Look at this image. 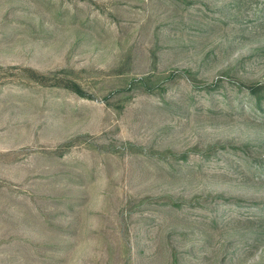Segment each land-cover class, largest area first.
I'll return each instance as SVG.
<instances>
[{
  "label": "rangeland",
  "instance_id": "374dc122",
  "mask_svg": "<svg viewBox=\"0 0 264 264\" xmlns=\"http://www.w3.org/2000/svg\"><path fill=\"white\" fill-rule=\"evenodd\" d=\"M0 264H264V0H0Z\"/></svg>",
  "mask_w": 264,
  "mask_h": 264
},
{
  "label": "trees",
  "instance_id": "16d2710c",
  "mask_svg": "<svg viewBox=\"0 0 264 264\" xmlns=\"http://www.w3.org/2000/svg\"><path fill=\"white\" fill-rule=\"evenodd\" d=\"M73 88L75 89V90H77L79 93H81V94H86V92L79 86V85H77V84H74L73 85Z\"/></svg>",
  "mask_w": 264,
  "mask_h": 264
}]
</instances>
